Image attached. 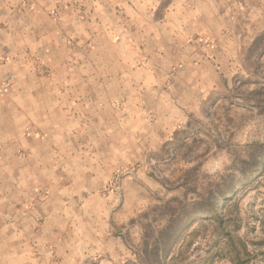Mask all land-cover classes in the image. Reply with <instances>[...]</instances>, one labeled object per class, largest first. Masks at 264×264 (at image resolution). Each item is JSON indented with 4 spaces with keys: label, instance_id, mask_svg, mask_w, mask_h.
I'll return each instance as SVG.
<instances>
[{
    "label": "rangeland",
    "instance_id": "obj_1",
    "mask_svg": "<svg viewBox=\"0 0 264 264\" xmlns=\"http://www.w3.org/2000/svg\"><path fill=\"white\" fill-rule=\"evenodd\" d=\"M246 1L154 2L102 40L61 24L71 0L29 23L0 5V264H22L20 229L63 243L52 264H264V0ZM219 190L220 218L161 237L164 202Z\"/></svg>",
    "mask_w": 264,
    "mask_h": 264
},
{
    "label": "crops",
    "instance_id": "obj_2",
    "mask_svg": "<svg viewBox=\"0 0 264 264\" xmlns=\"http://www.w3.org/2000/svg\"><path fill=\"white\" fill-rule=\"evenodd\" d=\"M26 1V2H25ZM47 2L49 0H37V7L30 9H26L25 7H22L23 5H27V0H1V6L2 9L5 10H17L18 14L16 13L15 18H19L20 22H30L35 17L38 16V13L43 10V3ZM93 3H90V1H84V0H71V4H64L61 5V8L59 9L61 13L64 15V18L62 20V23L64 27H82L81 33L74 34L73 36H78L79 40H102L103 35L110 34L113 39L118 36L120 33L118 31V26H120V15L124 13V11H130L133 9H142L148 11L151 4L154 2H157L158 6L160 3L165 2L166 0H92ZM238 4L237 8H243L244 10L251 8L249 5V2L246 0L244 1H237ZM255 1V0H253ZM70 2V1H69ZM75 2V3H72ZM229 2L230 0H174L175 4H180L182 10H189L190 6L194 3L197 5H201L202 7L205 4H210L211 8L216 11V13L219 14V19H223V10L229 9ZM75 4V5H74ZM195 4V5H196ZM36 6V4H35ZM198 6V7H199ZM34 10V11H33ZM106 10V12L114 11V13L111 12V17L117 18V20L114 22H107V15L103 16V12ZM205 11V9H204ZM195 13H197L195 11ZM25 16H28V18H25ZM191 16V15H190ZM114 25V29L110 32H107L105 28L111 27ZM103 29H105V32L103 33ZM70 36V33H68ZM46 36V37H45ZM46 38L45 41L48 38V36L51 35H45ZM120 36V35H119ZM25 38L29 36H24ZM23 56V55H22ZM21 217V216H20ZM47 227V226H46ZM60 228V227H59ZM21 232V233H20ZM20 232L16 233L15 239H14V249H15V256H17L18 260L22 264H52L56 257L61 259L68 258L69 254L66 253V250L63 248V243H59V245L56 246V248H52L51 245H48V241L46 237L39 236H33L30 239H26L23 236V231L20 229ZM60 232V231H59ZM25 234V233H24ZM19 235V236H18ZM37 238V239H35ZM101 249V246H94L91 248L89 252H99ZM51 250H54V252H51Z\"/></svg>",
    "mask_w": 264,
    "mask_h": 264
},
{
    "label": "trees",
    "instance_id": "obj_3",
    "mask_svg": "<svg viewBox=\"0 0 264 264\" xmlns=\"http://www.w3.org/2000/svg\"><path fill=\"white\" fill-rule=\"evenodd\" d=\"M251 160H252V156H251ZM252 161H255V160L253 159ZM219 196L226 197L227 194L223 193V191L221 190H219L216 193H214L213 191H209L207 196H205L199 201L192 203L191 205L180 201L178 198H173L167 202H164L163 205H161L158 208L159 209L158 211H161L163 216L171 213L172 219L159 232L161 237L162 238L168 237L167 239L169 241L172 240L170 233L173 230L177 231L178 226L179 227L185 226L184 225L185 220L187 221L188 219L193 218V216H195L198 213H209V214H213V216H215L217 219L220 218V213H219V209L217 205ZM220 223H221V220H220ZM151 227L152 226H149V229ZM226 235L232 239L229 231H227ZM175 243H176V238L173 239V241L169 243V247L173 246ZM148 247H149L148 244L144 245L143 247L144 255H150V253L152 252V251L149 252ZM154 250H155V254L159 256V254L162 251L161 240H157ZM240 264H243V262Z\"/></svg>",
    "mask_w": 264,
    "mask_h": 264
},
{
    "label": "built area",
    "instance_id": "obj_4",
    "mask_svg": "<svg viewBox=\"0 0 264 264\" xmlns=\"http://www.w3.org/2000/svg\"><path fill=\"white\" fill-rule=\"evenodd\" d=\"M27 5H28L29 7H31V8H33V7L35 6V2H34V0H28V1H27ZM6 86H9V84H7Z\"/></svg>",
    "mask_w": 264,
    "mask_h": 264
},
{
    "label": "clouds",
    "instance_id": "obj_5",
    "mask_svg": "<svg viewBox=\"0 0 264 264\" xmlns=\"http://www.w3.org/2000/svg\"><path fill=\"white\" fill-rule=\"evenodd\" d=\"M223 170V165H221L220 167H218L217 169H216V171H222ZM211 174V173H210Z\"/></svg>",
    "mask_w": 264,
    "mask_h": 264
}]
</instances>
